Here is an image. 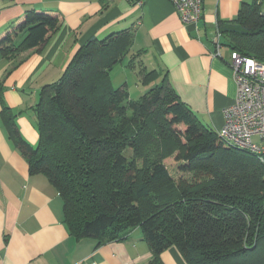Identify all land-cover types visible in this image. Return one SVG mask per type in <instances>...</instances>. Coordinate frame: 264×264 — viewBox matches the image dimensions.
<instances>
[{
    "label": "trees",
    "instance_id": "obj_1",
    "mask_svg": "<svg viewBox=\"0 0 264 264\" xmlns=\"http://www.w3.org/2000/svg\"><path fill=\"white\" fill-rule=\"evenodd\" d=\"M60 26L56 12L27 10L0 35V56L39 52ZM218 29L230 50L264 63V0L243 3ZM131 39L129 30L88 39L41 88L34 146L0 97V120L29 175L56 190L76 240L99 246L138 229L154 262L174 247L186 264H264V163L227 147L159 72L140 70L155 85L138 100L125 84L114 88L110 72Z\"/></svg>",
    "mask_w": 264,
    "mask_h": 264
},
{
    "label": "crops",
    "instance_id": "obj_2",
    "mask_svg": "<svg viewBox=\"0 0 264 264\" xmlns=\"http://www.w3.org/2000/svg\"><path fill=\"white\" fill-rule=\"evenodd\" d=\"M136 1L0 0V35L31 9L56 12L61 20L41 51H27L11 61L0 56V97L31 146L38 140L32 109L41 88L60 78L88 39L122 30L132 35L130 61L138 57L146 71L166 76L198 121L220 130L222 111L234 102L236 85L230 48L222 38L220 57L215 58L211 40L217 28L227 26L242 4L252 0H203L202 18L188 25L168 0H144L142 6ZM0 264L186 263L174 247L152 261L138 229L123 241L99 246L93 239H74L63 223L56 190L43 176L29 175L25 158L0 120Z\"/></svg>",
    "mask_w": 264,
    "mask_h": 264
},
{
    "label": "built area",
    "instance_id": "obj_3",
    "mask_svg": "<svg viewBox=\"0 0 264 264\" xmlns=\"http://www.w3.org/2000/svg\"><path fill=\"white\" fill-rule=\"evenodd\" d=\"M144 0H137L142 6ZM183 25L196 24L203 16V0H168ZM222 35L219 29L211 42L213 57H220ZM236 95L234 102L223 109V125L217 131L220 140L229 148L246 152L264 163V63L240 56L231 50Z\"/></svg>",
    "mask_w": 264,
    "mask_h": 264
},
{
    "label": "rangeland",
    "instance_id": "obj_4",
    "mask_svg": "<svg viewBox=\"0 0 264 264\" xmlns=\"http://www.w3.org/2000/svg\"><path fill=\"white\" fill-rule=\"evenodd\" d=\"M142 68L143 66L141 65L138 57L131 58V61L129 56L126 57L122 63L117 64L110 72V80L113 87L118 88L125 84L129 98L132 100H138L155 85L151 82L148 84L140 81V76L138 74Z\"/></svg>",
    "mask_w": 264,
    "mask_h": 264
}]
</instances>
